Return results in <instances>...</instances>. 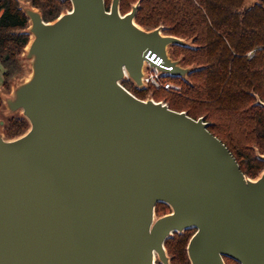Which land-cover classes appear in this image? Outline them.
Returning a JSON list of instances; mask_svg holds the SVG:
<instances>
[{
  "label": "water",
  "instance_id": "water-1",
  "mask_svg": "<svg viewBox=\"0 0 264 264\" xmlns=\"http://www.w3.org/2000/svg\"><path fill=\"white\" fill-rule=\"evenodd\" d=\"M67 1L48 23L21 8L31 72L5 105L29 129L0 134V264H169L164 242L188 229L190 264H264V171L246 178L203 118L121 84L146 88V63L186 78L167 48L188 43L136 25L138 3Z\"/></svg>",
  "mask_w": 264,
  "mask_h": 264
},
{
  "label": "trees",
  "instance_id": "trees-1",
  "mask_svg": "<svg viewBox=\"0 0 264 264\" xmlns=\"http://www.w3.org/2000/svg\"><path fill=\"white\" fill-rule=\"evenodd\" d=\"M27 1L46 23L55 21L71 5L67 0ZM244 2L120 0L122 16L138 3L134 22L142 29L162 26L164 35L188 43L171 47V53L182 67L190 69L186 78L164 77L180 86L179 93L152 87L138 89L130 81L121 84L140 100L150 94L155 102H164L173 111L185 112L194 120L203 118L209 133L227 148L241 172L254 178L264 169V161L259 158L264 156V0L242 11ZM104 3L108 10L110 0ZM28 26L17 0H0V66L4 80L18 72L17 57L30 40ZM251 51L253 56L248 58L246 54ZM28 129V122L20 116L8 121L3 134L13 140ZM159 207L165 210L163 214ZM169 210L162 203L155 207L159 217ZM194 233V229L174 233L164 242L169 264H190L186 247ZM224 263L239 264L228 258Z\"/></svg>",
  "mask_w": 264,
  "mask_h": 264
},
{
  "label": "rangeland",
  "instance_id": "rangeland-1",
  "mask_svg": "<svg viewBox=\"0 0 264 264\" xmlns=\"http://www.w3.org/2000/svg\"><path fill=\"white\" fill-rule=\"evenodd\" d=\"M17 1H18L21 8H28V7L30 8L31 7L27 0H17ZM110 2H111V0H110ZM258 2H259V0H245L244 5L242 7V11H245V10L251 8L252 6L257 4ZM135 4H137V3H135ZM135 4L131 5V7L134 6ZM69 10H71V5H70ZM69 10H64L62 12V14L69 12ZM159 27H161L163 29L162 26H159ZM25 48H24V51L21 54H19L17 57L18 72L12 78H9L8 80H4V76H3L4 69L0 66V99H1V104H2L0 107V134H2L3 136H4L3 129L8 124V121L10 119H14V118L21 116L20 112L10 114L6 105H5V100L8 97L12 96L13 90L17 85H19L20 83L27 80L28 77L30 76L31 70L29 67V61L25 58ZM167 52L169 54V57H171L173 60H175V57L172 56L171 48L168 47ZM175 61H177V60H175ZM163 80H165V78H163ZM124 81L126 82L129 80H124ZM149 98H151V95L147 94L145 100H147ZM4 138H5V136H4ZM263 171H264V169L261 172H259V174L254 178H249V177H246V178H249L250 180L254 181V180L259 178V176L262 174ZM158 209L161 210L160 214H163V212H165V210H163L161 207H159ZM169 212H170V210H169ZM159 216L160 215L156 214V211H155V217L157 218Z\"/></svg>",
  "mask_w": 264,
  "mask_h": 264
},
{
  "label": "built area",
  "instance_id": "built-area-1",
  "mask_svg": "<svg viewBox=\"0 0 264 264\" xmlns=\"http://www.w3.org/2000/svg\"><path fill=\"white\" fill-rule=\"evenodd\" d=\"M253 52L251 51L246 54L248 58H251L253 56ZM162 62L159 64L161 65ZM167 71H172V67H164ZM166 77V75H161L155 68H152L149 66L148 63L145 64L144 67V76H143V83L146 88L152 87L155 90H163L166 92H174L179 93L180 92V86L167 82L166 80H163V78Z\"/></svg>",
  "mask_w": 264,
  "mask_h": 264
},
{
  "label": "flooded vegetation",
  "instance_id": "flooded-vegetation-1",
  "mask_svg": "<svg viewBox=\"0 0 264 264\" xmlns=\"http://www.w3.org/2000/svg\"><path fill=\"white\" fill-rule=\"evenodd\" d=\"M186 254H187V247H186ZM187 258H188V256H187ZM223 260H225V258H223ZM189 261V260H188ZM156 262H158L159 264H161L157 259H156V261H155V264H156ZM169 262H170V260H169Z\"/></svg>",
  "mask_w": 264,
  "mask_h": 264
}]
</instances>
